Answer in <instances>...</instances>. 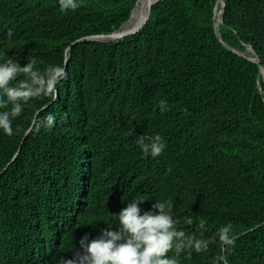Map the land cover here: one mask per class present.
Returning <instances> with one entry per match:
<instances>
[{"label":"trees","instance_id":"obj_1","mask_svg":"<svg viewBox=\"0 0 264 264\" xmlns=\"http://www.w3.org/2000/svg\"><path fill=\"white\" fill-rule=\"evenodd\" d=\"M139 2L82 0L62 14L58 0H0V54L66 73L55 98L0 133V264L78 261V238L139 195L170 201L197 236L201 219L206 238L231 224L228 264H264V0H224L220 38L217 0H158L127 29L144 15L137 32L89 39L119 29ZM248 46L260 64L234 51ZM41 107L57 123L29 131ZM157 133L166 149L145 158L137 139ZM218 254L214 243L181 264Z\"/></svg>","mask_w":264,"mask_h":264},{"label":"clouds","instance_id":"obj_2","mask_svg":"<svg viewBox=\"0 0 264 264\" xmlns=\"http://www.w3.org/2000/svg\"><path fill=\"white\" fill-rule=\"evenodd\" d=\"M81 6L82 0H58V11L62 14L75 12ZM13 35L12 29L5 34L8 41ZM65 76L60 65L41 69L34 56H29L22 65L15 56L0 54V133L13 136L14 121L33 107L34 100L55 98ZM158 108L162 115L170 110L164 100L159 102ZM42 111L43 107L29 131L55 127L57 117L53 113L40 117ZM137 144L145 158L156 159L166 149V141L159 133L139 136ZM153 200L139 195L124 202V206L112 214L111 221H105L103 226L94 227V232H84L78 238L77 247L82 253L78 261L61 258V264H181L183 254H187L184 258H190L193 253H207L214 243L219 244L220 254L214 256L210 264H228L227 253L234 249L236 242L231 224L219 227L206 238V221L201 219L196 226L197 236L180 226L181 221L170 201L154 200L148 209L142 208ZM183 224L190 226L193 219L188 218Z\"/></svg>","mask_w":264,"mask_h":264},{"label":"bare ground","instance_id":"obj_3","mask_svg":"<svg viewBox=\"0 0 264 264\" xmlns=\"http://www.w3.org/2000/svg\"><path fill=\"white\" fill-rule=\"evenodd\" d=\"M156 1H158V0H141L140 3L135 8L131 18L126 23H124L119 29H117L116 30L117 32L115 34H126V33H129V32L137 30L141 26V24L143 22L144 15H145V11L144 10L147 7L153 5ZM221 4H222V0H219L218 8L220 7ZM143 11H144V15H143V18H142V21L140 22V24L137 27H134L133 29H130L129 31H127V29H129L136 22V20L138 19L139 15ZM222 15H223L222 10H221V13L219 14L218 13V9H217L216 15H215V19H216L217 23H219L221 21ZM95 36H97V35L91 36V37H89V39H93V38H95ZM95 40H98V39H95ZM100 41H109V40H100ZM249 52H251V51H249Z\"/></svg>","mask_w":264,"mask_h":264},{"label":"water","instance_id":"obj_4","mask_svg":"<svg viewBox=\"0 0 264 264\" xmlns=\"http://www.w3.org/2000/svg\"><path fill=\"white\" fill-rule=\"evenodd\" d=\"M157 2V1H156ZM155 2V3H156ZM218 6H219V0H217V3H216V6H215V15H216V11L218 9ZM224 8H225V4H224V0H222V7H221V10H222V13H224ZM150 11V10H149ZM148 17H149V14H148ZM148 19V18H147ZM147 21V20H146ZM145 21V23H146ZM223 21V15H222V18H221V21L219 23L216 22L215 24V30H216V33L218 35V37L220 38V30H219V25L220 23ZM145 23L137 30L135 31H132V32H129V33H126V34H115L117 31H114L113 33H110V34H102V35H97L95 36V38L93 39H98V40H113L115 38H120V37H123V36H126V35H129V34H132V33H135L137 32L138 30H140L144 25ZM228 46V45H226ZM229 47V46H228ZM249 49L251 50V53L252 55L251 56H247L248 52H249ZM234 50V49H233ZM236 53H238L239 55H242L244 57H247L248 59H251L257 63L260 64V59H259V56L258 54L255 52V50L252 48V47H247V50L245 52H240L238 50H234ZM261 73L263 74V77H264V68L261 66Z\"/></svg>","mask_w":264,"mask_h":264},{"label":"rangeland","instance_id":"obj_5","mask_svg":"<svg viewBox=\"0 0 264 264\" xmlns=\"http://www.w3.org/2000/svg\"><path fill=\"white\" fill-rule=\"evenodd\" d=\"M140 1H141V0H140ZM139 3H140V2H139ZM81 255H82V253L76 254V257H77L78 260L80 259Z\"/></svg>","mask_w":264,"mask_h":264}]
</instances>
